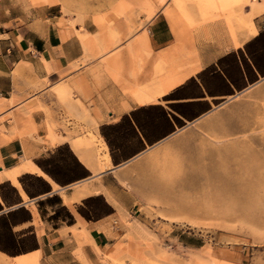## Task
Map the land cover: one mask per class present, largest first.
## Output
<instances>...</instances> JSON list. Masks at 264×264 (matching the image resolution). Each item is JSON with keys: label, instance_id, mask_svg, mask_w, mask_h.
<instances>
[{"label": "crops", "instance_id": "crops-1", "mask_svg": "<svg viewBox=\"0 0 264 264\" xmlns=\"http://www.w3.org/2000/svg\"><path fill=\"white\" fill-rule=\"evenodd\" d=\"M151 1V19L140 13L136 32L113 47L123 51L146 30L151 52L110 59L124 63L116 81L103 63L107 52L84 44V34L98 30L85 17L75 22L71 7L0 0V264H120L112 258L141 208L128 186L133 164L264 80V9L252 16L256 35L236 28L235 46L224 15L200 22L191 0L185 16L193 22L178 16L176 41L164 15L173 0ZM174 45L194 54L200 69L155 102L137 103L122 89L144 83L154 58ZM60 85L68 97L55 91ZM89 132L105 145L103 170L73 147ZM27 161L32 170L15 183L6 178Z\"/></svg>", "mask_w": 264, "mask_h": 264}, {"label": "rangeland", "instance_id": "rangeland-1", "mask_svg": "<svg viewBox=\"0 0 264 264\" xmlns=\"http://www.w3.org/2000/svg\"><path fill=\"white\" fill-rule=\"evenodd\" d=\"M157 1L162 5L166 0ZM42 2L62 5L61 0ZM70 2L75 22L85 17L92 31L99 30L100 23L117 27L119 36L127 32L128 15H136L139 27L140 13L146 15L144 3L150 19L155 12L151 0ZM173 4L174 0L164 11L166 17ZM183 21L190 23L188 16ZM114 46L104 50V64L127 48L113 50ZM114 64L109 74L121 81L124 63ZM233 146L239 148L236 153H224ZM248 156L253 160L245 169L253 173L237 167ZM224 159L226 168L221 166ZM244 182L256 185L253 192L241 187ZM128 186L139 199V221L130 224L113 261L120 257V264H264V80L136 161ZM254 196L262 202H251Z\"/></svg>", "mask_w": 264, "mask_h": 264}, {"label": "bare ground", "instance_id": "bare-ground-1", "mask_svg": "<svg viewBox=\"0 0 264 264\" xmlns=\"http://www.w3.org/2000/svg\"><path fill=\"white\" fill-rule=\"evenodd\" d=\"M188 1L189 0H174L173 12L167 15L169 27L176 41L180 39L179 37L180 31L178 28V20L176 17L179 16L180 14L182 16L186 15V11H187L186 5H188L187 4ZM191 1L196 5L198 9L200 22L215 20V19L217 20L218 17L224 15L225 22L229 27V33L232 35L231 37H234L233 41L235 43V46L238 45L236 39V28L245 29L244 36L246 37L254 36L257 34V29L253 23L252 16L258 14V12L264 9V0L262 2H258L257 0H191ZM61 3L64 9H66V7H71L70 0H61ZM244 5L250 7V13L248 12V14L245 15L241 13L242 11H240L242 6ZM143 9L146 12L145 19L149 20L151 14L148 12L147 4L144 3ZM191 22H193V20H190V23ZM136 23H137V17L135 14L128 15L125 18L124 25L127 30L125 36L126 35L131 36L133 34L132 32L137 28ZM98 27L99 30L97 31V33L84 34L83 38L85 40L87 39V41L84 42V44L86 45V47L89 48L90 51H92L91 50L93 49L92 47L96 45L101 49V51L107 50L108 48L115 45L125 37V36H119L117 34L116 32L117 27H112L110 25L104 26L101 23L98 24ZM132 37L133 38L132 39L130 38L131 41L129 42L125 51L129 59L135 61L142 59L143 57H146L148 54H150L151 46L149 42V36L146 30H144L140 35H134ZM84 50L86 51V48ZM115 59H117V57H114V60ZM114 67L115 64L113 60L108 61L105 65V68L108 70L113 69ZM199 69H200V63L197 61V57L194 54H187L183 46L174 45L170 47V49H168L167 51L159 53L154 58L153 62L151 63L150 70L145 74L144 83L138 82L134 84L130 88L129 93L132 95V98L139 104L155 102L159 97L163 96L164 94L168 93L175 87L182 84L190 75L195 74ZM55 91L58 93L59 96H61V98L68 97V89L67 86L65 85L58 86ZM63 101L65 102L67 100L64 99ZM73 147L77 151L80 150L81 148L87 150L88 152L86 153L81 152L82 157L84 156L87 159L86 162L87 161L94 162L99 170H103L108 167L109 158L107 156V153L104 155H99L101 150L105 149V145L103 143L101 144V141H97L96 137L92 133L89 132L88 135L84 138H79V139L77 138V140L73 142ZM238 150H239L238 147L233 146L227 148L224 151V153H236ZM97 156H99V158ZM251 160H253L252 157L248 156L247 160L237 162L238 170L246 171V173L247 172L253 173L252 170H249L250 168L245 169L246 166L245 163ZM24 163H23L24 165H22L21 167L7 173L6 178L7 177L10 178L15 183L16 182L15 178L20 171L25 169H30V170L33 169V165L29 161ZM227 164L228 162L224 159L221 163V166L226 168ZM243 185L241 186L242 188L248 189L251 192H253V189L256 187V185L254 184L250 185L249 183L246 182H244ZM221 188L218 189L220 193H221ZM223 190H224L223 192L227 193L229 189H223ZM256 196H254L255 201H251V202L257 204L262 202V199L256 198ZM251 218L253 219V217ZM117 248L120 249V245H117ZM193 259L194 257H192V260ZM131 260L132 262H135L134 261L135 259L133 257H131ZM17 264H37V263H36V259L31 258L28 260L20 261Z\"/></svg>", "mask_w": 264, "mask_h": 264}]
</instances>
